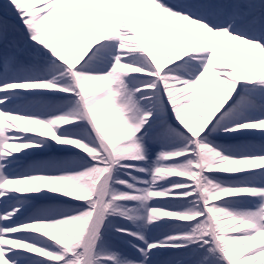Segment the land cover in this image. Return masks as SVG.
<instances>
[{
    "label": "snow or ice",
    "instance_id": "1",
    "mask_svg": "<svg viewBox=\"0 0 264 264\" xmlns=\"http://www.w3.org/2000/svg\"><path fill=\"white\" fill-rule=\"evenodd\" d=\"M0 264H264V0H0Z\"/></svg>",
    "mask_w": 264,
    "mask_h": 264
}]
</instances>
